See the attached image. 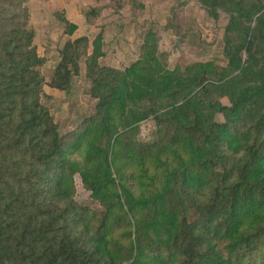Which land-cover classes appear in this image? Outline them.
Masks as SVG:
<instances>
[{"label": "trees", "instance_id": "trees-1", "mask_svg": "<svg viewBox=\"0 0 264 264\" xmlns=\"http://www.w3.org/2000/svg\"><path fill=\"white\" fill-rule=\"evenodd\" d=\"M26 1L0 0V264H264V0H201L230 14L225 66L169 69L152 42L122 71L96 41L97 111L65 135L41 102ZM88 42L65 44L52 87L71 88ZM77 172L102 210L74 199Z\"/></svg>", "mask_w": 264, "mask_h": 264}, {"label": "rangeland", "instance_id": "rangeland-1", "mask_svg": "<svg viewBox=\"0 0 264 264\" xmlns=\"http://www.w3.org/2000/svg\"><path fill=\"white\" fill-rule=\"evenodd\" d=\"M26 5L30 11L29 27L35 35L34 45L43 59L38 67L44 79L41 102L62 135L76 129L97 111L98 98L93 95L88 61L98 40L103 53L98 59L99 64L122 71L143 59L144 45L152 42L157 43L158 53L164 55L163 63L169 69L180 67L185 70L190 65L207 62L227 64L225 29L230 14L220 9L219 16L214 17L201 0H27ZM65 7L81 20L76 23L69 18ZM58 14L66 15L78 29L69 33V27ZM83 36L89 42L85 51L82 50L79 71L73 76L71 88L65 91L52 87L50 83L65 44ZM256 45L258 51L264 47L261 42ZM222 102L229 104L226 97ZM130 111L141 115L147 109L130 105ZM216 119L223 121L222 113H218ZM139 129L138 136L142 141L155 139L154 117L150 115L141 120ZM71 157L80 160L78 155ZM74 182L77 203L93 210L103 209L79 172L75 173ZM197 217L196 210L189 214L191 221ZM227 243L219 242V248L225 250Z\"/></svg>", "mask_w": 264, "mask_h": 264}, {"label": "crops", "instance_id": "crops-1", "mask_svg": "<svg viewBox=\"0 0 264 264\" xmlns=\"http://www.w3.org/2000/svg\"><path fill=\"white\" fill-rule=\"evenodd\" d=\"M67 9V16L69 18H73L74 22H79L81 20V17L77 16V15H73V13L70 11V9L68 7H65ZM76 18H78V20H75Z\"/></svg>", "mask_w": 264, "mask_h": 264}]
</instances>
